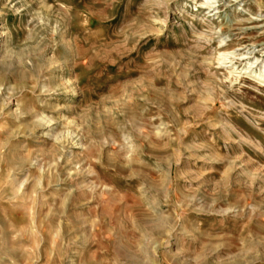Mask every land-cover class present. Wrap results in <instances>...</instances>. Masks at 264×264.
<instances>
[{"label": "rangeland", "instance_id": "1", "mask_svg": "<svg viewBox=\"0 0 264 264\" xmlns=\"http://www.w3.org/2000/svg\"><path fill=\"white\" fill-rule=\"evenodd\" d=\"M0 264H264V0H0Z\"/></svg>", "mask_w": 264, "mask_h": 264}]
</instances>
